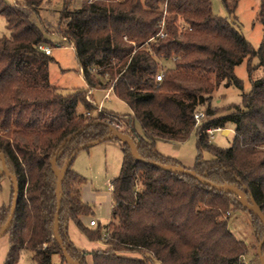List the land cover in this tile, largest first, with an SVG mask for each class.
I'll list each match as a JSON object with an SVG mask.
<instances>
[{
  "label": "trees",
  "instance_id": "obj_1",
  "mask_svg": "<svg viewBox=\"0 0 264 264\" xmlns=\"http://www.w3.org/2000/svg\"><path fill=\"white\" fill-rule=\"evenodd\" d=\"M46 1L0 0L9 31V37H0V150L19 182L5 264H18L23 252L30 253L28 264H55L54 256L67 264L54 237L57 171L79 147L108 136L111 126L134 141L146 162H137L115 139L123 163L112 182L111 218L106 226L89 227L85 218L94 212L82 196L87 180L72 162L60 213V233L71 258L79 264H248L243 258L249 247L221 220L242 207L256 218L260 243L264 240L261 221L240 197L149 162L182 166L161 154L157 142H183L196 129L198 155L191 170L214 184L237 187L264 214V35L254 49L235 22L214 14L211 0H83L77 7L76 0H62L55 33L74 48L87 85L63 91L51 85L53 59L41 50L50 46V31L31 19ZM220 1L235 17L241 0ZM258 2L256 21L264 30V0ZM245 61L251 90L243 92L241 104L216 109L214 95L222 85L243 91L235 69ZM110 87L131 115L97 110L92 91ZM196 111L207 114L200 127ZM230 125L232 146H213L208 131ZM205 152L211 160L204 159ZM13 193L12 185V200ZM10 210L0 212V232ZM71 225L104 249L88 259L72 242Z\"/></svg>",
  "mask_w": 264,
  "mask_h": 264
},
{
  "label": "rangeland",
  "instance_id": "obj_2",
  "mask_svg": "<svg viewBox=\"0 0 264 264\" xmlns=\"http://www.w3.org/2000/svg\"><path fill=\"white\" fill-rule=\"evenodd\" d=\"M6 1L11 2V0ZM211 1L214 14L235 22L237 30L243 34L254 49H258L264 35L263 25L256 21V13L259 7L258 0H241L235 17L229 16L220 0ZM82 2L83 0H76L75 6H80ZM61 10L62 0H47L40 8L38 14L34 13L31 15V19L35 24L45 27L50 31L46 35L50 41L49 47L53 49V61L49 65L50 82L53 87L63 91L87 89L86 82L79 69L74 48L69 42L55 33ZM4 36L9 37V31L6 28L4 18L0 15V37ZM247 67L248 63L245 61L235 69L236 76L243 81V91L234 86L224 87L222 85L218 93L214 95L212 106H217L218 108L216 109L221 108L223 110L231 105L242 103L243 92L248 93L251 90ZM161 75L163 76V74ZM90 99L95 107L98 108V111L105 110L118 117L131 115L129 106L113 93L111 87L106 91L93 90ZM91 115H94V113H91ZM228 127L226 128L230 131L228 135H224L223 131H217L214 134V139L211 140L213 146L223 149L232 146L235 129L232 125ZM135 128L142 134V129L138 123L135 124ZM156 147L161 154H165L166 152L177 154L179 159L172 158L177 159L183 167L192 169L195 166L198 155L197 131L196 129L193 130L190 136L183 142H157ZM203 157L205 160L212 159V155L208 152H205ZM122 163V146L117 140L106 141L89 147L87 150H83L77 154L73 161L72 169L87 180L82 189V196L86 197V200L90 202L89 205L93 208L94 212L92 217L85 218L88 227L90 219L97 220L102 226H106L109 223L113 198L110 184L119 176ZM12 185L11 180L4 174L3 162L0 156V212L2 211L4 215L9 213L10 210ZM221 220L228 221V226L232 233L249 247V256L243 258V260L248 264H251L249 262L251 260L254 264H260L258 248L263 235L256 218L244 208L235 207L226 212ZM100 249H104V246L84 251L88 253L87 258L90 259L92 252ZM9 250V235H5L0 238V264L6 263ZM29 258L30 253L23 252L18 264H28ZM53 260L55 264H65L59 261L58 256H54Z\"/></svg>",
  "mask_w": 264,
  "mask_h": 264
},
{
  "label": "water",
  "instance_id": "obj_3",
  "mask_svg": "<svg viewBox=\"0 0 264 264\" xmlns=\"http://www.w3.org/2000/svg\"><path fill=\"white\" fill-rule=\"evenodd\" d=\"M229 132H230L229 129H225L223 131V134L228 135ZM115 139H119L120 141H122V143H124L125 145H127L130 148L132 155L137 162H142V163L146 162L142 159V157L139 153L138 147H137V145H135L134 141L129 136L122 133L119 129L111 126L110 127V134L108 136H106L102 140L92 142V143H88L84 146L79 147L77 149V151L72 155L70 160L66 163L63 170L57 171L59 177H58L57 190H56L57 213H56L55 225H54V237H55L57 243L59 244V246L61 247V250L63 252V255L66 259L67 264H79V263L75 262L71 258V256L69 255V253L65 247L64 241L61 237V233H60V213H61V207H62V201H63V183H64V179L66 177L67 171L71 167V164H72L74 158L76 157V155L79 152L83 151L86 148L98 145V144L106 142V141L115 140ZM0 156H1V160L3 162L4 174L6 177H8L11 180V182L13 184V192H14L11 210H10L8 220H7L6 224L2 227V230L0 232V238H1L8 233L10 227L13 224L16 213H17V208H18V203H19V182H18L17 177L15 175H13L8 170V168L6 166L5 156L1 152V150H0ZM149 164L151 166L159 168V169H161L165 172H168V173L191 177V178L197 180L198 182H200L201 184L212 188L213 190L228 193V194H236L237 196L240 197L241 204L246 209H248L250 212H252L261 221V223L264 227V214H263L261 208L257 205V203L253 199H249L247 197V195L244 192H242L241 190H239L237 187L229 186V185L221 186V185L214 184V183H212V182H210L204 178H201L199 175H197V173H195L191 169H187L183 166L166 165V164L156 163V162H149ZM263 244H264V240L260 243L259 248H258V255H259V259H260L261 264H264V255H262V252H261Z\"/></svg>",
  "mask_w": 264,
  "mask_h": 264
},
{
  "label": "crops",
  "instance_id": "obj_4",
  "mask_svg": "<svg viewBox=\"0 0 264 264\" xmlns=\"http://www.w3.org/2000/svg\"><path fill=\"white\" fill-rule=\"evenodd\" d=\"M51 48V47H50ZM53 50V49H52ZM52 55H53V51H52ZM51 55V56H52ZM111 92V91H110ZM109 92V93H110ZM107 96V95H106ZM105 111V110H103ZM230 133V132H229ZM163 154V153H162ZM165 156H168V157H174V158H178L177 154L173 153V152H166L165 154H163ZM112 184V183H111ZM110 184V185H111ZM111 191V190H110ZM83 200L90 204V202H88L86 200V197H83ZM95 220V219H94ZM91 221V219H90ZM97 221V220H96ZM85 223L87 224V222L85 221ZM98 223V221H97ZM69 235H70V238L72 240V242L74 243V245L80 250V251H84V250H91V249H96L97 247H101L102 245L99 244V243H93V242H90L88 241L85 236L74 226V225H71L70 228H69ZM103 247V246H102Z\"/></svg>",
  "mask_w": 264,
  "mask_h": 264
},
{
  "label": "built area",
  "instance_id": "obj_5",
  "mask_svg": "<svg viewBox=\"0 0 264 264\" xmlns=\"http://www.w3.org/2000/svg\"><path fill=\"white\" fill-rule=\"evenodd\" d=\"M162 38L165 37V34L162 33L160 35ZM42 51H44V53L48 56H51L52 55V48H50L49 46H44L41 48ZM163 78L162 75H159L157 77V81H161ZM194 119H195V122H196V126H201L202 124H204V122L207 120V114L204 112V111H196L195 114H194ZM225 129H221V128H217V129H212V130H209L208 131V134H209V137H210V140H213L214 139V134L218 131H224ZM113 189V186L112 184L110 185V190ZM90 226H96L97 225V221L92 219L90 221Z\"/></svg>",
  "mask_w": 264,
  "mask_h": 264
}]
</instances>
